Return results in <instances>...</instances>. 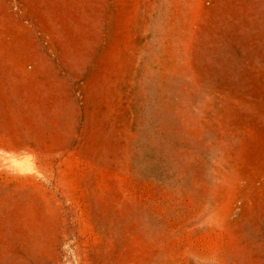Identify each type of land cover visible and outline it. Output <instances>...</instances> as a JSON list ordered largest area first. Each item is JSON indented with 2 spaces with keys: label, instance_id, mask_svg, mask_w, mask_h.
I'll use <instances>...</instances> for the list:
<instances>
[{
  "label": "rangeland",
  "instance_id": "1",
  "mask_svg": "<svg viewBox=\"0 0 264 264\" xmlns=\"http://www.w3.org/2000/svg\"><path fill=\"white\" fill-rule=\"evenodd\" d=\"M0 264H264V0H0Z\"/></svg>",
  "mask_w": 264,
  "mask_h": 264
}]
</instances>
